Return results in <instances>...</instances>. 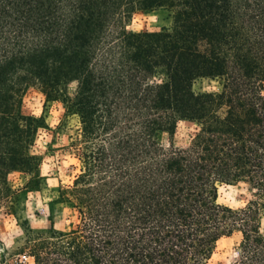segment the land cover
<instances>
[{
    "label": "trees",
    "instance_id": "16d2710c",
    "mask_svg": "<svg viewBox=\"0 0 264 264\" xmlns=\"http://www.w3.org/2000/svg\"><path fill=\"white\" fill-rule=\"evenodd\" d=\"M139 10L169 24L130 31ZM30 88L79 118V171L53 201L76 221L23 220L16 264H212L234 234L231 264H264V0H0V208L14 213L40 177ZM181 121L198 125L187 147ZM238 182L248 202L221 203Z\"/></svg>",
    "mask_w": 264,
    "mask_h": 264
},
{
    "label": "rangeland",
    "instance_id": "374dc122",
    "mask_svg": "<svg viewBox=\"0 0 264 264\" xmlns=\"http://www.w3.org/2000/svg\"><path fill=\"white\" fill-rule=\"evenodd\" d=\"M167 24V11L139 10L133 14L126 28L130 31H159ZM67 85L73 95L77 87L76 80H68ZM194 87L197 91L216 89L217 81L201 79ZM23 111L26 114L42 116L46 127L39 130L33 146V152L41 158L39 184L35 189L25 192L17 213L8 207L0 208V260L5 254L10 264H16L17 258L24 259L22 254H17L23 250V220L28 219L34 229H48L50 218L57 229H65L76 221V213L71 207L53 201L58 197L60 186L71 184L79 171V161L71 149L79 128V118L75 114L67 115L62 102H46L44 94L38 88H30L26 93ZM197 128L195 122L181 121L175 137L176 144L189 146ZM11 178L15 184L22 181L20 173L12 174ZM251 197L252 190L246 182L224 184L220 187V202L232 207L244 206ZM262 230L264 232V220ZM240 238L239 234L222 238L213 255L212 264H231L237 258Z\"/></svg>",
    "mask_w": 264,
    "mask_h": 264
}]
</instances>
